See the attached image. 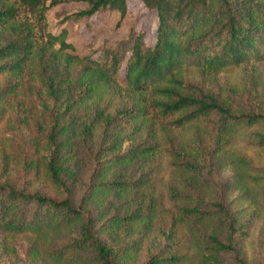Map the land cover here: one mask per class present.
Segmentation results:
<instances>
[{"label": "trees", "instance_id": "obj_1", "mask_svg": "<svg viewBox=\"0 0 264 264\" xmlns=\"http://www.w3.org/2000/svg\"><path fill=\"white\" fill-rule=\"evenodd\" d=\"M63 1L0 0V234L31 235V264H249L240 239L264 208V166L236 144L264 150V98L257 79L216 77L264 59V0H141L154 43L131 26L97 57L48 28ZM79 1L65 18L127 12ZM18 259L1 237L0 264Z\"/></svg>", "mask_w": 264, "mask_h": 264}, {"label": "rangeland", "instance_id": "obj_2", "mask_svg": "<svg viewBox=\"0 0 264 264\" xmlns=\"http://www.w3.org/2000/svg\"><path fill=\"white\" fill-rule=\"evenodd\" d=\"M83 3L79 0H65L57 6L51 7L47 12L48 28L53 32H58L61 28L67 30V40L74 45V49L79 54L92 53L93 56H98L104 43H114L116 40L125 37L130 27L133 26L135 30H144V40L146 43L152 44L155 41L157 16L156 11L147 8L141 0H126L127 12L121 17L117 10L107 9L96 12L91 16H83L78 19L65 18L73 11L79 9ZM199 73L196 70L187 69L185 78L197 79ZM218 83L244 82L257 79L260 90L264 98V59L251 60L232 67L229 70L221 71L217 74ZM129 95L123 94L118 99L113 108L110 110L114 112L115 109L127 100ZM129 98V97H128ZM11 114L10 112L7 114ZM6 118L0 121V157L2 156V146H4V127ZM240 150L251 158L253 164L264 166V150L252 146H242L236 144ZM213 166V165H212ZM162 169V168H161ZM161 172H164L162 169ZM212 172L216 178L220 176H227L232 173L231 166L224 164L223 167H218L214 164ZM18 177L24 174L16 169ZM43 181L42 178L38 180ZM37 181L35 184H38ZM47 192H49L47 190ZM251 207L249 210H252ZM246 234L241 236L240 246L243 249L246 260L249 264L261 263L264 264V208H258L252 216L247 228ZM7 240V246L10 251L17 250L19 259L15 260L13 264H31L30 259L26 253L29 246L33 242V238L29 234L19 235H1ZM152 236L148 237L145 246L140 251L137 261H143L149 252L154 250L152 244ZM180 251L187 252L188 243L185 237H179ZM139 262V263H140Z\"/></svg>", "mask_w": 264, "mask_h": 264}]
</instances>
